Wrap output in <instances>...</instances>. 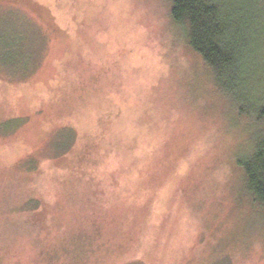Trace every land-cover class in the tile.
I'll list each match as a JSON object with an SVG mask.
<instances>
[{
	"label": "rangeland",
	"instance_id": "obj_1",
	"mask_svg": "<svg viewBox=\"0 0 264 264\" xmlns=\"http://www.w3.org/2000/svg\"><path fill=\"white\" fill-rule=\"evenodd\" d=\"M173 1L0 0V264H264V40L223 90Z\"/></svg>",
	"mask_w": 264,
	"mask_h": 264
},
{
	"label": "trees",
	"instance_id": "obj_2",
	"mask_svg": "<svg viewBox=\"0 0 264 264\" xmlns=\"http://www.w3.org/2000/svg\"><path fill=\"white\" fill-rule=\"evenodd\" d=\"M230 4L244 6L234 10ZM171 15L188 24V43L210 66L216 84L223 90L240 87L247 72V49H260L252 40L260 47L264 40V0H174ZM239 163L252 199L264 207L263 135Z\"/></svg>",
	"mask_w": 264,
	"mask_h": 264
}]
</instances>
